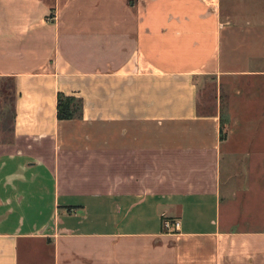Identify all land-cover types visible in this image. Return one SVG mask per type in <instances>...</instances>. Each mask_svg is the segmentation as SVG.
Listing matches in <instances>:
<instances>
[{"label": "crops", "instance_id": "1", "mask_svg": "<svg viewBox=\"0 0 264 264\" xmlns=\"http://www.w3.org/2000/svg\"><path fill=\"white\" fill-rule=\"evenodd\" d=\"M0 79V264H264V0H0Z\"/></svg>", "mask_w": 264, "mask_h": 264}, {"label": "trees", "instance_id": "2", "mask_svg": "<svg viewBox=\"0 0 264 264\" xmlns=\"http://www.w3.org/2000/svg\"><path fill=\"white\" fill-rule=\"evenodd\" d=\"M2 79H0L1 81ZM7 92V93H6ZM0 89V94H1ZM4 104H0V132H12L14 121V100L16 96L14 83L11 80L3 84ZM83 103L80 98L58 93L56 97V118L59 121L75 120L82 117ZM223 125V123H222Z\"/></svg>", "mask_w": 264, "mask_h": 264}, {"label": "rangeland", "instance_id": "3", "mask_svg": "<svg viewBox=\"0 0 264 264\" xmlns=\"http://www.w3.org/2000/svg\"><path fill=\"white\" fill-rule=\"evenodd\" d=\"M1 92L2 93L0 94V104L2 105V104H4L3 86L1 87ZM208 92H210V90H208ZM211 95L213 96V92ZM0 134H1V132H0ZM0 137H1V135H0ZM262 212H260L259 216L261 215ZM259 216L250 217V219L252 220L251 224L254 225V227L258 226L257 228H264V213L262 214V216H260V217ZM246 219H248V218H246V217L239 218L240 223H244L246 221Z\"/></svg>", "mask_w": 264, "mask_h": 264}, {"label": "built area", "instance_id": "4", "mask_svg": "<svg viewBox=\"0 0 264 264\" xmlns=\"http://www.w3.org/2000/svg\"><path fill=\"white\" fill-rule=\"evenodd\" d=\"M162 228H163V230H166V231H170V230H172V228L176 229V228H178V222L172 223L167 219H163Z\"/></svg>", "mask_w": 264, "mask_h": 264}]
</instances>
